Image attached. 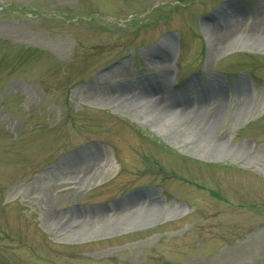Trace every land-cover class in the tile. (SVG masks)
<instances>
[{
  "label": "rangeland",
  "instance_id": "374dc122",
  "mask_svg": "<svg viewBox=\"0 0 264 264\" xmlns=\"http://www.w3.org/2000/svg\"><path fill=\"white\" fill-rule=\"evenodd\" d=\"M0 264H264V0H0Z\"/></svg>",
  "mask_w": 264,
  "mask_h": 264
},
{
  "label": "bare ground",
  "instance_id": "6f19581e",
  "mask_svg": "<svg viewBox=\"0 0 264 264\" xmlns=\"http://www.w3.org/2000/svg\"><path fill=\"white\" fill-rule=\"evenodd\" d=\"M230 20H233V17H232V19L230 18ZM163 77H164V76H162V78H163ZM161 82H162V81H158V83H157V82H156V83H157V85L159 86V85L161 84ZM157 85H156V86H157ZM158 86H157V87H158ZM157 87H155V88H157ZM120 93H122V94H119L117 98H121V99H123V97H124V93H125V92L120 91ZM142 94H145V93L142 92L141 95H142ZM141 95H140V96H141ZM165 95H166V94H165ZM170 96H171V95H170ZM170 96H167V97H168L167 99H169ZM146 103H148V105L151 106L150 108H156V107L158 108V107L161 106V103H160V102L151 101V100H148V99H146ZM148 105H147V106H148ZM175 113H177L178 115H182V114L184 113V111H181L180 109H176V110H175ZM191 115H192V114H191ZM195 121L197 122V120H195Z\"/></svg>",
  "mask_w": 264,
  "mask_h": 264
}]
</instances>
